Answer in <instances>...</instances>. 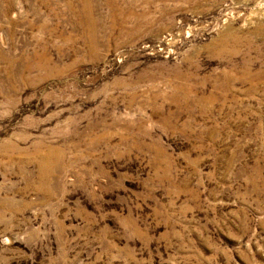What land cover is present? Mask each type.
<instances>
[{"label": "rangeland", "instance_id": "obj_1", "mask_svg": "<svg viewBox=\"0 0 264 264\" xmlns=\"http://www.w3.org/2000/svg\"><path fill=\"white\" fill-rule=\"evenodd\" d=\"M0 264H264V0H0Z\"/></svg>", "mask_w": 264, "mask_h": 264}, {"label": "bare ground", "instance_id": "obj_2", "mask_svg": "<svg viewBox=\"0 0 264 264\" xmlns=\"http://www.w3.org/2000/svg\"><path fill=\"white\" fill-rule=\"evenodd\" d=\"M154 1V0H153ZM112 7H113V9H117V6H116V4H113L112 3ZM119 8V7H118ZM113 9H112V11H113ZM89 10V9H88ZM86 15V18L88 19V29H90V31H91V33L93 34V38H94V40H93V43H96V38H95V36H96V30H97V23H96V21L93 19V18H91V14H89L88 13V11H87V13L85 14ZM114 15V14H113ZM112 15V16H113ZM118 17V16H117ZM99 25V24H98Z\"/></svg>", "mask_w": 264, "mask_h": 264}]
</instances>
